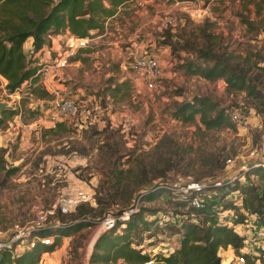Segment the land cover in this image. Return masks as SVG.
Segmentation results:
<instances>
[{
    "label": "rangeland",
    "instance_id": "1",
    "mask_svg": "<svg viewBox=\"0 0 264 264\" xmlns=\"http://www.w3.org/2000/svg\"><path fill=\"white\" fill-rule=\"evenodd\" d=\"M174 1L134 0L127 8H120L116 17L107 19L105 30L93 33L87 46L67 59L53 82L74 101L97 104V122L80 126L76 120H64V130L55 134L42 135L44 128L26 132L27 142L23 146L18 145L19 134L10 136L8 143L15 148L10 147L5 158L7 165L16 166L17 170L0 188V230L12 223L27 222L32 203L48 207L56 194L75 179L93 192L94 203L87 206L94 211L89 215L102 211L114 216L120 207L132 201L131 207L156 211L158 220L165 213L177 223L184 217L185 207H176L166 192L154 200L140 202L137 195L141 189L162 181L172 185L177 177L188 181L224 177L225 159H232V169L251 161L264 129L263 113L255 112L252 99L243 92L226 93L222 79L210 81L187 74L182 65L186 61L209 65L211 61H203L201 55L210 53L235 56L233 63H243L247 57L264 66V10L256 14L253 0H211L207 15L197 19ZM49 36L52 35L47 36L48 40ZM60 39L54 51L48 48L50 40L44 45L50 61L65 51L64 38ZM148 53L158 57L162 71L155 87L150 89L128 66L132 56ZM37 54L33 55L34 60H38ZM116 83L121 85L112 93ZM193 96H208L222 106L238 109L246 123L206 130L197 119L181 123L173 118L174 105ZM36 100L45 99L7 94L2 81L0 102L7 104L4 108L17 109L19 113L5 117L0 129L16 131L17 126L43 115L45 109L39 110ZM107 104L111 107L105 110ZM30 110L39 114L34 116ZM118 171L125 176L117 190L119 200H109ZM242 180L255 182L254 176ZM220 191H200L198 198L214 203L212 209L219 213L220 204L238 197V193L229 194L221 201ZM123 197L128 199L127 203H123ZM97 199L102 204L96 203ZM75 216L74 210L63 214V220ZM219 217L230 220L232 215L223 211ZM246 224L245 228L240 225L239 231L254 236L253 221L248 219ZM97 233L101 232L94 226L67 233L71 239L65 245L66 253L47 259L56 260V264H86ZM178 237L162 233L143 239L142 245L150 253L161 252L159 248L166 253L177 246ZM60 244L58 237L57 247ZM227 249L226 253L220 251V264H229L233 257L231 248Z\"/></svg>",
    "mask_w": 264,
    "mask_h": 264
},
{
    "label": "trees",
    "instance_id": "2",
    "mask_svg": "<svg viewBox=\"0 0 264 264\" xmlns=\"http://www.w3.org/2000/svg\"><path fill=\"white\" fill-rule=\"evenodd\" d=\"M133 1L0 0V84L3 81L4 91L7 94H26L34 99H50L51 93L39 83L42 63L33 59V55L48 43L47 36L68 31L78 38H91L93 33L105 30L107 19L116 17L120 8H127ZM253 5L256 14L264 10V0H253ZM28 38H31L30 51L23 48V43ZM234 57L207 53L201 55V58L205 62L211 61V64L186 61L182 67L187 74L198 75L206 80L222 79L226 93L243 92L246 98L252 99L255 112L264 115V66L259 61H249L247 57L243 59V63H233ZM120 85L116 83L111 88L112 93L117 92ZM229 108L233 107L222 106L208 96H193L190 100L176 103L171 116L181 123L197 119L206 130L232 128L233 122L227 114ZM18 111L3 108L0 112V126L5 117L15 115ZM29 112L34 116L39 114L37 110ZM62 122L56 123L53 128L44 129L42 135L63 131L65 126ZM5 153L6 149L0 148V188L4 180L17 170L16 166L7 165ZM116 175V180L111 184L113 191L109 194V200L118 199L120 180L125 178L121 171ZM253 176L255 182L235 181L220 186L208 183L200 190L190 189L186 192L171 189L164 181L141 189L137 195L140 202L154 200L162 192L170 194V200L176 207H185L187 210L184 217L177 223L170 219L158 220L156 211L135 207L127 219L115 220L111 228L97 236L87 264H220L221 249L229 247L235 255L243 246L244 237L237 228L238 225L246 224L250 219L253 224L264 228V166L251 168L245 173V178ZM193 181L204 180L201 178ZM143 182L145 183V179L140 181L142 184ZM211 189L221 190L218 195L221 201L226 195H235V192L240 196L239 202L234 197L229 203L223 206L220 204L221 212H230L232 215L230 220L219 217L221 212L217 213L212 209L214 203L200 200L198 207L189 204L193 197H198L200 191ZM122 200L123 203L128 201L126 197ZM96 203L102 204L101 199H97ZM131 206L132 201L120 207L115 214L119 215L132 208ZM74 210L76 216L72 220L64 221L63 214L56 213L55 216L63 224L55 229L44 228L37 232L40 238L55 233L57 236H53L52 245H43L38 239L14 258L8 250H2L0 264H38L42 253L54 250L58 237L92 226L93 222H98L106 214L99 211L95 216L89 215L94 209L87 204L77 205ZM257 229L256 227L255 230ZM162 233L166 236H179L177 246L166 253L163 250L150 253L143 248V239L149 240ZM245 259L246 264L252 263V258L246 254Z\"/></svg>",
    "mask_w": 264,
    "mask_h": 264
},
{
    "label": "built area",
    "instance_id": "3",
    "mask_svg": "<svg viewBox=\"0 0 264 264\" xmlns=\"http://www.w3.org/2000/svg\"><path fill=\"white\" fill-rule=\"evenodd\" d=\"M210 1L211 0H176L174 2L176 4H182L185 7V12L189 15L197 19H202L207 15ZM89 39L91 38H78L68 34L63 41L64 53L50 62H41L39 83L51 93V104L50 107L43 112V115L37 116L32 122L21 126L24 132L40 131L42 128H53L56 123L64 120H76L79 122L80 126H90L97 122V115L99 114V106L97 104L95 106H90L88 100L76 102L68 95L61 93L60 90L51 88L50 85L53 79L59 77L61 70L67 64V59L72 56L76 50L86 47ZM128 66L131 72L135 73L145 87L149 89L155 87L156 80L162 75L159 59L152 53L132 56ZM110 107L111 105L107 104L105 110ZM227 114L230 121L235 124L244 125L246 123L245 118L236 108H229ZM233 165L232 159L227 158L225 159L226 172L224 177H214L201 182L182 180L177 177V182L169 185V188L186 192L190 189L200 190L208 183H211L213 186H220L223 183L235 181L244 182L242 179L249 169L264 166V129L260 135L259 144L251 161L243 162L238 165L237 168L232 169ZM235 193L237 194V192ZM239 200L240 196L238 195L236 201L239 202ZM90 203H94L91 189L86 188L83 183L77 179L72 180L71 183L67 184L65 190L62 189L56 194L55 199L48 207H43L38 202L32 203L30 205L31 217L27 222L22 225L12 223L5 230H0V251L8 250L14 258L21 251L32 246L38 239L43 245H52V235L40 238L37 232L44 228L55 229L62 225L63 223L55 216L56 213L67 214L72 212L77 205ZM189 204L198 207L200 205V200L198 197H193ZM133 209H135V207L126 209L119 215L114 216L106 213L101 220L93 222L94 224L92 226L96 227L99 232H103L111 228L115 220L122 221L127 219L129 213ZM164 219H171V217L165 213L161 214V220ZM237 228L239 229L240 225H238ZM257 228L258 229L253 232L254 236L251 237L245 234L247 232L241 231L244 237L243 246L239 249V253L233 255L232 259L229 260V264H246L245 254L252 258L251 264H264V228L258 225ZM59 238L61 243H68L71 239L68 234L61 235ZM56 247L57 245L54 246V248ZM87 255L88 253L85 252V256Z\"/></svg>",
    "mask_w": 264,
    "mask_h": 264
},
{
    "label": "crops",
    "instance_id": "4",
    "mask_svg": "<svg viewBox=\"0 0 264 264\" xmlns=\"http://www.w3.org/2000/svg\"><path fill=\"white\" fill-rule=\"evenodd\" d=\"M68 31H64L60 34L57 35H52L49 36V40H50V47L48 46L49 50H55V48H57V41L61 40L60 37L65 38L66 35H68ZM58 39V40H57ZM64 40V39H63ZM31 46V38H28L24 41L23 43V48L24 49H30ZM39 54H37L38 56V61L41 62H50V59L47 55L48 53V49L46 47H42L41 50L38 52ZM58 78L54 79L55 81H57ZM54 80L51 81V88L54 89H58V84H56V82H53ZM55 83V84H54ZM65 87H62L61 89H64ZM61 91V90H60ZM51 104V99H45V100H36L35 105L39 107V110H47L50 107ZM46 129V128H44ZM43 129V130H44ZM16 131H14V128H4V129H0V148H4L6 149V153L9 150L10 147L15 148V145L13 144H9V140H10V136H14L15 134H19V142L18 145L19 146H23L26 144L27 140L26 138L24 139V136H26V132H24V130L22 129V127L20 126V128H18V126L15 128ZM18 132V133H17ZM16 144V143H15ZM66 189V188H65ZM64 189V190H65ZM67 191V190H66ZM251 218V216H250ZM247 224H242L243 228L246 226ZM257 227L256 224H253L254 230ZM98 231V230H97ZM96 236H98V233L96 234ZM65 245H67L66 243H61L58 247L54 248V250H52L51 252H44L41 254L40 259L38 261V264H56V260H48L47 258H51V257H55L56 254H58V256H62L64 255V253H66V247ZM159 250H162L159 248ZM220 251H222L223 253L228 252V249H221ZM219 251V254L221 255ZM46 259L48 261H46ZM226 261V260H225Z\"/></svg>",
    "mask_w": 264,
    "mask_h": 264
},
{
    "label": "water",
    "instance_id": "5",
    "mask_svg": "<svg viewBox=\"0 0 264 264\" xmlns=\"http://www.w3.org/2000/svg\"><path fill=\"white\" fill-rule=\"evenodd\" d=\"M6 106H7V104L5 102H0V110L3 109Z\"/></svg>",
    "mask_w": 264,
    "mask_h": 264
}]
</instances>
